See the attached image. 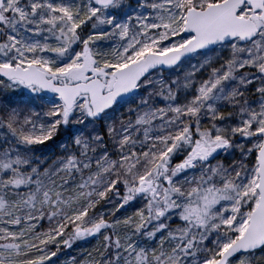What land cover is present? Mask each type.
I'll return each instance as SVG.
<instances>
[{
  "label": "snow or ice",
  "instance_id": "obj_1",
  "mask_svg": "<svg viewBox=\"0 0 264 264\" xmlns=\"http://www.w3.org/2000/svg\"><path fill=\"white\" fill-rule=\"evenodd\" d=\"M0 264H264V0H0Z\"/></svg>",
  "mask_w": 264,
  "mask_h": 264
}]
</instances>
